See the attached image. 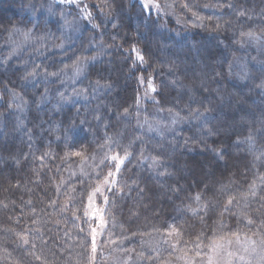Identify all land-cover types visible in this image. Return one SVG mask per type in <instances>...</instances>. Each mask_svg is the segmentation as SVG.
<instances>
[{
	"label": "trees",
	"instance_id": "1",
	"mask_svg": "<svg viewBox=\"0 0 264 264\" xmlns=\"http://www.w3.org/2000/svg\"><path fill=\"white\" fill-rule=\"evenodd\" d=\"M45 1L0 0V36L15 24L31 25L26 6L38 10ZM85 1L91 26L74 42L72 59L66 58L71 52L59 50L28 52L7 60L0 54V264H88L92 255L91 264H102L103 251L92 253L84 201L102 177L67 180L66 174L70 164L79 163L81 156L114 137L119 155L124 156V149L134 155L116 179L123 195L117 199L110 192L105 194L115 206L99 200L108 239L118 236L113 231H122L131 237L127 245L136 247L149 229L173 224L181 228L182 248L190 253L197 244L204 245L220 234L260 239L257 233H264L260 227L264 207L258 197L264 196L260 191L264 160L255 159L234 142L250 130L264 142V96L256 89L264 80L259 67L264 52L257 63L246 64L247 79L236 80L231 67L240 60L239 54L246 55L240 52L247 37L242 33L264 37V0H170L178 15H194L183 24L172 16L148 14L132 0ZM110 10L111 17L105 15ZM46 18L44 12L38 16L37 29L56 33L57 11L54 19ZM55 37L58 41L59 36ZM100 44L105 46L103 52L97 47ZM133 45L145 56L146 67L134 58ZM91 56H97L99 63L72 87L83 90V100L62 108L54 98L41 101L46 89L59 85L67 70L47 83L39 79L28 80L26 86L21 83L20 77L36 66L42 72H56L77 57ZM182 67L195 71L188 75ZM16 68L21 70L18 74ZM149 76L160 92L154 94L157 107L183 118L172 134L149 138L136 130V101L141 96L138 77ZM90 81L108 84L111 90L94 91ZM13 91L30 102L27 108L21 110ZM125 109L128 117L122 119ZM204 109L210 110V117L202 124L194 118V110ZM69 126L75 127L66 143ZM216 149L226 150L219 161ZM77 152L81 155L73 154ZM144 157L161 163L152 169L148 164L138 167ZM105 170L100 168L99 173ZM252 184L255 189L250 188ZM253 190L257 197L250 194ZM159 193L163 196L156 200ZM229 197L237 202L226 212L223 208ZM244 215L254 223L249 225Z\"/></svg>",
	"mask_w": 264,
	"mask_h": 264
},
{
	"label": "rangeland",
	"instance_id": "2",
	"mask_svg": "<svg viewBox=\"0 0 264 264\" xmlns=\"http://www.w3.org/2000/svg\"><path fill=\"white\" fill-rule=\"evenodd\" d=\"M139 3V0H132ZM154 3L158 5L159 7H142L143 10L146 13H153L160 16H172L176 18V20H179L182 24L185 22V19L188 21L189 17L192 21V17L194 15H191L189 17H183L178 15L177 10L175 9L174 5L170 2V0H166L162 4L159 3L158 0H154ZM46 6L44 9H48L50 6L52 7L53 11L56 14L58 19L56 18V24L57 29L56 33L54 31L46 29H37L36 23L38 16L44 12L47 15V18L44 21H49L51 19H54V16L48 15L46 11L42 10L41 8L38 10H34L30 12L29 19L32 21L31 25H25L23 23L15 24L13 25L4 35L0 36V54L3 55L1 58L3 59H9L12 57H19L24 53H43L45 50L53 51V50H59L58 45L62 42V35L61 32L58 30L59 24H63L64 20H67L68 22H76L75 28L76 30L74 32H70V30L65 29V32L67 34H70L72 37V40L75 42L78 40V38L81 36L83 30L85 27L91 26V19H88V14L91 13L88 3L85 0H64L63 3L60 2V0H55V4L53 3V0H46L45 1ZM140 4V3H139ZM59 9V10H57ZM175 9V10H174ZM180 10V8L178 9ZM182 12V11H181ZM183 13V12H182ZM63 14L64 19H61V15ZM18 28L19 31H12L13 28ZM29 29H31V32L29 33L28 37L26 38L25 33L29 32ZM50 35H47L49 34ZM52 36L54 38H50ZM59 36L58 41H56V37ZM258 35H256L257 37ZM260 39H253L251 37H245V40L242 44V49L240 52H244L246 55L239 54L238 57L240 60H235L232 64L231 71L234 75L236 80H244L240 79V76H243L247 74L248 68L246 64L250 62L257 63L260 61L259 56L261 57V54L264 52V48L261 47V45H264V37H260ZM60 51V50H59ZM136 56V53H134V58ZM139 62L138 60H136ZM143 78V77H142ZM148 78V77H147ZM147 78L143 79V82L139 80V85L141 89V96L139 97V104L136 106V130H138L141 133H145L149 138L157 137V136H163L174 133L180 124V121L177 123H172L175 114L165 112L161 109H159L155 103L154 94L155 92L149 91L147 95H145V92L147 90ZM80 79V77L73 78L72 71H66L61 78L59 85H57L52 90H48L46 94V101L50 98H54L55 100L59 101L60 99V93H63L65 96L70 97V101L68 103H72L76 100H83L85 99V95L82 96H73L72 89L73 86L76 85L77 81ZM16 102H18L20 105H22L21 96H17L14 98ZM65 103V104H68ZM142 125V126H141ZM149 125L152 127V131H149ZM0 129H1V120H0ZM247 137V136H245ZM245 137L239 139L243 140ZM255 143L254 145L244 144L241 143L239 146L244 149L249 150L253 156L256 157L260 155L261 152H264V142L259 141L254 136ZM118 147L117 139L114 137L111 141L107 142L106 145H104L103 150L99 148L95 152H92L90 154H87L85 156H81V161L77 164H70L67 169L66 179H75L76 177H91V178H99L102 177L99 181L96 182L95 187L97 184H99L105 175L111 170V166L113 168L112 171H115V162L108 160L107 164L104 167H106L105 173H99L100 167H97L101 163V159L105 158L107 155H118L120 157H123L119 155L115 150L114 147ZM264 160V159H263ZM153 163V160L151 162L142 160L139 162L138 167H144L146 168V165H151ZM200 165L204 167L206 174H209L208 169L206 168L205 163L201 162ZM158 164L155 165L153 168H157ZM87 173V175H85ZM119 175V174H118ZM118 175H116L114 178L117 179ZM111 179V178H110ZM65 185V181L61 183V186ZM94 187V188H95ZM107 187V186H105ZM94 188H92L89 192H91ZM89 194V193H88ZM106 192L104 193V195ZM162 194L156 195V200H159L162 198ZM103 200V195L100 193H97L94 197V207L101 209L103 218H104V209L101 207L99 200ZM85 213H90L91 210L88 207V195L87 198H85ZM85 218L90 226V233L91 228L97 229V235L95 237V245H96V254L101 249L103 251L101 261L102 264H162V261L171 260V264H207V258L211 255L214 258V264H220V260L222 258V251L221 249L213 250L212 244L214 241L221 243L223 245V250L226 251H234L239 249L246 241L253 240L259 242V239H252L249 237H240L238 236H232L228 237L226 234H220L215 239H211L210 241H207L204 245H200L199 247H196V249L191 253L188 251H185L182 248V244L180 242L181 236L178 238L175 237H169L167 239V242L165 240V237H167V228L165 229H158L156 227H153L149 229L145 235L139 240V244L135 246H128L127 241H130L131 237L127 236L126 233L123 234L122 231H113L116 234H118L117 237L115 235L111 236V239H108L106 235V223L103 228L99 227V221L96 216H93L91 214L85 215ZM105 220V218H104ZM91 237V236H90ZM224 238V239H221ZM91 245H92V237L90 238ZM107 242L105 245L102 246L103 242ZM170 244H175V248L170 247ZM155 249V251H153ZM105 253V254H104ZM140 254L143 255V257H153V260L148 259H140L138 258ZM157 255L161 256V262L155 261V257ZM183 257V258H181Z\"/></svg>",
	"mask_w": 264,
	"mask_h": 264
},
{
	"label": "snow or ice",
	"instance_id": "3",
	"mask_svg": "<svg viewBox=\"0 0 264 264\" xmlns=\"http://www.w3.org/2000/svg\"><path fill=\"white\" fill-rule=\"evenodd\" d=\"M61 3L64 2V0H60ZM73 2H75V0H73ZM53 3L55 4V0H53ZM140 5L144 8V7H159L158 5H156L154 3V0H139ZM105 7H107V5H105ZM183 7L188 8L189 5L188 4H184ZM205 7H212V5H205ZM228 7H233V5L229 4ZM26 8L29 10V12L34 11V8L32 7L31 4H29L28 6H26ZM41 9H43V5H41ZM44 11L47 12L48 15H55V12L53 11L52 7L50 6L48 9H43ZM105 15L107 16H112L113 15V11L110 10L109 12L105 13ZM242 15V13H241ZM88 19H91V13L88 14ZM61 19L63 20V14L61 15ZM201 19L202 18H199ZM75 21L74 22H68L67 20H64L63 24H59L58 30L61 32L62 35V42L60 45H58V49L61 52H71L70 56H67V59H72V56H75L76 53L75 51H72L73 49V45H74V41L72 40V37L70 34H67L65 32V29L70 30V32H74L76 30L75 28ZM93 27H98L97 25H93ZM114 28H118L119 25H113ZM221 25H217V28H220ZM12 31H19L18 28H13ZM31 32V29H29L28 33H25L26 38L28 37L29 33ZM138 35H140L139 32H137ZM47 35H50L47 34ZM241 35H245L248 37H251L253 39H260L259 37H256L255 33L249 32V33H242ZM97 47H99L101 49V51L103 52L104 50V45L100 44L97 45ZM262 48H264V45H261ZM85 50L84 48L81 49V51ZM132 51L134 53H136L135 59L138 60L142 65H145V67L147 66V61L145 60V56L143 54H141V50L134 46L132 47ZM99 63V59L97 56H91V57H77L73 63L71 65H65L64 69H59L56 72H48L47 70H44L43 72L40 70V66H36L33 68V71L28 73L26 72L25 75L23 77H20L21 79V83L25 84L26 86V82L28 80H36L39 79L41 82L47 83L50 79H54V78H58L61 74H63L66 70L68 71H72L73 73V78L75 79L76 77H80V79L77 82H81L84 78L87 77L88 75V71L95 69L96 64ZM26 67V66H25ZM46 67H51V65H47ZM231 67V66H230ZM259 67L264 70V61L259 62ZM8 69L5 68V72H7ZM20 68H16L15 69V73L18 74L20 72ZM171 73V70H170ZM240 79H247V74L240 76ZM138 79L141 80V82H143L142 77H138ZM177 82L173 81L172 84L175 85ZM89 87H91L94 91L98 90L99 88L103 87L106 88L108 90H111V86L108 84H104L101 85L99 83V81L96 82H89ZM256 89L259 92L260 95L264 96V80H262L260 82V84L256 85ZM47 89L45 94L41 95V101L42 102H47L46 101V94H47ZM155 92L156 95H160V92L157 91L155 85L153 84V80L151 78V76H149L147 78V90L145 92V95L148 94V92ZM73 96H82L85 95V93L83 92V90H75L73 91ZM12 96L15 98L17 96H19L18 93L16 92H12ZM70 97L65 96L63 93H60V99L59 101H57V103L60 105V107L62 108L63 105L65 103H68L70 101ZM22 100V97H21ZM137 104H139V97H137ZM193 103L195 102L194 100L192 101ZM28 101H23L22 100V107L21 110H23V108H27L29 106ZM128 117V109L124 110V114L123 116H121L122 119H127ZM210 117V110L209 109H204L203 112H200L199 110H194V118L197 119L198 121H200L202 124L205 121H208ZM99 119V117H98ZM183 118L179 117L178 115L174 116V119L172 121V123H177L180 120H182ZM83 124V121L81 122V126ZM142 126V125H141ZM75 126H69L64 134V140L67 143L69 140V133L73 132ZM206 127V125H205ZM152 127L151 125H149V131H152ZM208 133L211 134L212 133V129H208ZM137 140H139V138H137ZM109 141H106V143ZM237 145L241 144V143H246L249 145H254L255 143V139L254 136L251 132V130L249 131V135L247 137H245L243 140H237L236 142ZM71 146V145H69ZM101 150H103L104 145H101ZM215 153V156L217 158V160L219 161L220 159L223 158L224 152L226 151L225 149H216L213 150ZM74 155H81L79 152L77 153H73ZM67 155V154H66ZM134 152H128L127 149H124V156L120 157L118 155H107L105 156V158L101 159V163L100 165H98L97 167L101 168V172L103 171V166H105L107 164L108 160H111L113 162H115V171L109 170V172L107 173V175L104 176L103 180L96 185V187L89 192L88 194V207L91 210L90 213L86 212L85 215H93L96 216L98 221H99V227L103 228L106 221L103 218V214H102V210L95 208L94 207V197L97 193H100L101 195H103L104 201L108 204L113 205V207L115 206V202L113 200L109 199L108 195H104L105 192H110L113 196H116L117 199L119 198V196L123 195V189H117L116 188V183L117 181L115 180V176L118 174H122L123 170L125 168H127L128 163H131V160L133 158ZM143 159H147V157H144ZM256 159H264V152H261L259 156L256 157ZM17 163H19V161H17ZM161 162L156 159L153 158V163L151 165H149V168L152 169L155 165L160 164ZM85 175H87V173H85ZM111 178V179H110ZM261 179V183H264V175H262L260 177ZM133 185L137 184V181H132ZM107 186V187H105ZM251 189H255L256 185L252 184L250 185ZM182 190V189H181ZM74 191V189H73ZM261 192H264V188L260 189ZM253 197H257L258 194L256 191H251L250 193ZM195 199L197 201H199L201 199L200 195L197 194ZM259 201L261 202V206L264 207V196H259L258 197ZM237 201L235 200L234 197H229L228 200L225 202L223 211H231V208L233 206V204H235ZM31 203V202H29ZM205 207H208L207 205H205ZM188 211L192 212L194 215L197 214V210L193 209V208H188ZM245 220H247L248 224L251 225L254 223V221L250 218H248L247 215H244L243 217ZM201 220H203V218L201 217ZM261 228H264V221L261 222L260 225ZM91 237H92V253H95L96 251V245H95V237L97 235V229L96 228H91ZM181 235V228L179 226L176 225H168L167 228V237H165V240L167 242V239L169 237H175L178 238ZM233 235H236L235 233H233ZM257 235H260L261 238L259 239V242L257 241H253V240H248L246 241L239 249L234 250V251H226L223 250V245L221 243H218L216 241L213 242L212 244V248L213 250L216 249H221L222 251V258L220 260V264H264V233H257ZM224 239V238H221ZM238 239V236H237ZM25 243H27V241H25ZM170 247L175 248V244H170ZM197 247H199V245L197 244ZM153 251H155V249H153ZM140 259H148V260H153V257L149 256V257H143L142 254H140V256L138 257ZM183 258V257H181ZM36 259H39V257H36ZM95 259V256L92 255L89 257V261L88 264H91L92 260ZM155 261L157 262H161V256L157 255L155 257ZM162 264H171V260H167V261H162ZM207 264H214V258L213 256H209L207 258Z\"/></svg>",
	"mask_w": 264,
	"mask_h": 264
},
{
	"label": "clouds",
	"instance_id": "4",
	"mask_svg": "<svg viewBox=\"0 0 264 264\" xmlns=\"http://www.w3.org/2000/svg\"><path fill=\"white\" fill-rule=\"evenodd\" d=\"M182 71L185 72L188 75H191V73H193L195 71V68H192L191 70H189L186 67H182ZM189 160L191 161V158H189Z\"/></svg>",
	"mask_w": 264,
	"mask_h": 264
}]
</instances>
